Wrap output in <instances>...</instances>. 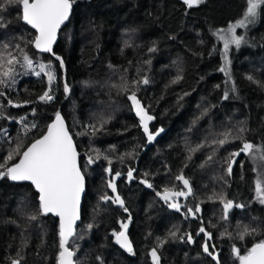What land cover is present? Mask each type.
I'll return each mask as SVG.
<instances>
[{"label": "trees", "instance_id": "1", "mask_svg": "<svg viewBox=\"0 0 264 264\" xmlns=\"http://www.w3.org/2000/svg\"><path fill=\"white\" fill-rule=\"evenodd\" d=\"M246 7V0H203L193 7L184 0H74L70 21L45 53L34 48L35 33L15 6L0 12V55L17 61L5 64L9 77H0L7 84L0 86V164H15L17 145L22 154L57 112L62 115L86 180L81 223L69 242L77 264H153V250L159 264H239L233 246L245 254L264 240V206L255 194L264 162L232 156L244 141L264 146V9L227 62L218 37ZM40 64L51 66V84L44 73L36 75ZM45 92L54 98L42 101ZM132 92L153 116L155 138L147 150L148 135L127 98ZM225 133L228 142L220 145ZM117 172L122 177L113 195L107 182ZM178 176L189 181L192 194L165 202L157 193L188 192ZM117 195L123 207L113 202ZM221 197L234 205L227 219ZM173 202L180 211L169 206ZM122 224L131 253L114 244ZM201 227L211 239L192 245L187 233ZM245 228L255 231L240 239ZM58 252V221L40 214L34 189L0 177V264H57Z\"/></svg>", "mask_w": 264, "mask_h": 264}, {"label": "snow or ice", "instance_id": "2", "mask_svg": "<svg viewBox=\"0 0 264 264\" xmlns=\"http://www.w3.org/2000/svg\"><path fill=\"white\" fill-rule=\"evenodd\" d=\"M201 2L202 0H184V3L188 7L196 6ZM73 3L74 0H3V3H0V12L7 11L10 6H15L22 20L31 26L32 29H35L37 33L34 41H32L34 47L40 52H52V46L57 39V32L61 25L68 20ZM246 5L243 19L229 29L230 33H234L235 28L245 27L248 23L254 22V18L258 15V10L264 9V0H246ZM242 39V37H237L233 34L231 42L239 47ZM227 47L228 44L226 43L225 55L227 53ZM56 59L60 60V67L63 68V60L58 56ZM23 61L29 69L32 68L33 61L27 55H24ZM16 62V59L11 57L10 54L9 57L0 55V77H9L12 69L10 67L6 68L5 64L11 66ZM39 68L40 71L36 75L44 73L48 77L49 84L56 79L50 65L40 64ZM221 71H224V69H221ZM249 79L252 78L249 77ZM143 83L147 84L148 80L144 79ZM0 86L7 87L3 78H0ZM64 90L65 92L69 91L67 84H65ZM124 90L128 91L127 87ZM2 95L3 93L0 92V96ZM53 98L48 92H45L40 97L45 102L51 101ZM127 98L131 101V106L135 110L136 116L139 117L144 132L148 134V140L152 141L155 136L149 132L148 122L153 120V116L142 106L135 92H132ZM224 98H228L227 94H225ZM13 106L18 107L19 105ZM93 131H95V128H93ZM158 134L157 132L156 135ZM229 135L225 133V138L218 141V143L220 145L227 143ZM14 151L20 155L19 161L7 167L4 164H0V168L5 169L4 171H0V177L6 175L12 181L31 182L38 193L40 214L48 215L51 213L59 218V252L57 255V264H77L76 260H74L76 251L70 249L69 241L75 235L76 221L80 218L79 208L81 193L84 191L85 177L78 162L76 146L59 112L56 113L55 121L48 125L47 132L32 142L22 154L20 153L19 145H17ZM240 152L250 156L253 160L264 162V146L256 147L252 143L244 141L243 147L238 152H233L232 156H238ZM6 159L7 161H11L13 155L10 153ZM209 159H211V156ZM87 162L91 164L94 161L92 157H89ZM109 164H111V161H109ZM231 170L230 164L228 168L229 173H231ZM108 171L111 175L112 170L109 168ZM115 175L118 177L120 173L117 172ZM128 178H132L131 170L128 172ZM177 179L182 180L188 192L165 189L163 194L157 193L165 202H168L173 197L192 194L189 181L183 176H178ZM141 183L147 182L141 181ZM108 186L113 192L116 191L114 182H110ZM148 187H152V185L148 184ZM255 191L259 202L264 204V180L257 179ZM102 199L107 202L110 197L104 196ZM113 202L119 203L123 207L124 202L120 199L119 195L115 197ZM221 202L223 203L224 218L227 219L229 210L234 206L233 202L231 200L226 201L223 197H221ZM169 206L180 211L181 206L178 203L173 202ZM235 207H243V205L236 204ZM188 211L192 212L193 210L188 209ZM199 211L200 208L197 207L195 212ZM30 218L33 220L36 219L35 216ZM121 228L125 231L119 233L114 232L113 236H115L116 243L120 247L131 253L132 245L126 235L127 224H122ZM254 231V229L249 230L245 228L239 234V238L244 239L245 236L251 235ZM199 232L204 233L211 239V234L206 232L203 227L199 229ZM188 239L191 242V236ZM203 247L206 253L213 255L209 252L207 243ZM232 251L238 259L239 264H264V240L255 243L245 254H241V250L236 246H233ZM151 256L153 264H159V257L155 250L152 251ZM213 259H216L215 255H213ZM12 264H20V261L14 260ZM217 264H219L218 261Z\"/></svg>", "mask_w": 264, "mask_h": 264}, {"label": "water", "instance_id": "3", "mask_svg": "<svg viewBox=\"0 0 264 264\" xmlns=\"http://www.w3.org/2000/svg\"><path fill=\"white\" fill-rule=\"evenodd\" d=\"M71 16H72V11H71V13H70V15H69L68 20H66V21L64 22V24L61 25L59 31L57 32V39H56V42L53 44L52 47H54V46L57 44V41H58V34H59V32H60V31H61V30H62V29L68 24V22H69L70 19H71ZM22 22H23L27 27H29V28L35 33V36L37 35L35 29H32L31 26L27 25L23 20H22ZM34 48H35V47H34ZM35 49H36V48H35ZM36 51L40 52V51L37 50V49H36ZM40 53H45V52H40ZM59 114H60V113H59ZM60 115H61V114H60ZM55 117H56V116H55ZM55 117L53 118V120H52L49 124H51L52 122L55 121ZM61 117H62V115H61ZM62 118H63V117H62ZM137 118H138V120H139V117H138V116H137ZM63 120H64V118H63ZM139 122H140V120H139ZM64 123H65V126L67 127L65 120H64ZM150 123H151V121L148 122V127L150 126ZM49 124H48V125H49ZM140 125H141V124H140ZM47 127H48V126H47ZM141 127H142V126H141ZM142 129H143V127H142ZM143 131H144V130H143ZM46 132H47V128H46V131L44 132V134H45ZM144 133H145V132H144ZM69 134H70V133H69ZM145 134H146V133H145ZM146 135H148V134H146ZM38 139H39V138H38ZM72 139H73V138H72ZM73 143H74V141H73ZM150 144H151V142H150L149 140H147V145H146V147H145L144 150H147L148 147L150 146ZM30 145H31V144H30ZM30 145H29V146H30ZM74 145H75V143H74ZM25 150H26V149H25ZM76 151H77V149H76ZM77 153H78V152H77ZM19 159H20V158H19ZM19 159H18V161H19ZM18 161H17V162H18ZM17 162H16V163H17ZM78 162H79V158H78ZM79 164H80V163H79ZM107 174L109 175V171H107ZM121 177H122V175H119V176L117 177L115 174H113V175L111 176V179L108 180L107 184H109L110 182H114L115 185H116L117 182L120 180ZM8 180H9V182L12 183V184H28V185H30V186L34 189V191L36 192L34 186H33V185L31 184V182H29V181H12V180L9 179V178H8ZM108 189H109L110 193H112V194H115V193H116V191L113 192L112 189H111L109 186H108ZM36 194L38 195L37 192H36ZM85 194H86V180H85V182H84V191L81 193L80 208H79V215H80V218L76 221V225H75V235H76L77 228H78V226H79L80 223H81L82 204H83V200H84ZM43 216H44V217H48V216L53 217L54 219H56V220L58 221V226H59V218L56 217L55 215L49 213L48 215H43ZM189 217H190V218L192 217V218L194 219V214H193L192 212H190V213H189ZM122 231H125V230L123 229ZM75 235H74V236H75ZM126 235H127V237H128V240L130 241L129 236H128V228H127V230H126ZM74 236H73V237H74ZM73 237H71L70 240H71ZM69 242H70V241H69ZM130 243H131V242H130ZM114 244H115L118 248H120V249L124 250L125 252L129 253L126 249L120 247V245L116 243V238H114ZM131 245H132V244H131Z\"/></svg>", "mask_w": 264, "mask_h": 264}, {"label": "rangeland", "instance_id": "4", "mask_svg": "<svg viewBox=\"0 0 264 264\" xmlns=\"http://www.w3.org/2000/svg\"><path fill=\"white\" fill-rule=\"evenodd\" d=\"M203 1V0H202ZM244 17V16H243ZM243 17L241 19H243ZM240 19V20H241ZM256 19H257V16L254 18V22H251V23H248L245 27H239V28H235V32L234 33H230L229 32V29L235 25L238 21H236L235 23H232L231 25H229L227 28L225 29H222L219 31V40L222 42V45H223V56H224V61L227 62L229 61V58H230V53L231 51L234 49V50H238L240 49V47L244 44L245 42V36H246V33H247V30L250 26L254 25L256 23ZM235 35L237 37H242L243 39L241 40V43L239 45V47H237L234 43L231 42V39H232V35ZM228 44V47H227V53L225 55V44ZM240 153H243V152H240ZM248 156V155H247ZM251 160L253 161V159L251 158ZM256 161V160H254ZM256 163V162H255ZM256 186V184H255ZM255 194H256V191H255ZM256 199H257V196H256ZM257 202L261 205L264 206V204L260 203L259 200L257 199ZM232 209V208H231ZM230 209V210H231ZM229 210V212H230ZM200 212V211H199ZM198 212V213H199ZM205 235V234H204ZM206 236V235H205ZM208 237V236H206Z\"/></svg>", "mask_w": 264, "mask_h": 264}, {"label": "flooded vegetation", "instance_id": "5", "mask_svg": "<svg viewBox=\"0 0 264 264\" xmlns=\"http://www.w3.org/2000/svg\"><path fill=\"white\" fill-rule=\"evenodd\" d=\"M113 195H116V194H113ZM189 213L190 212H188V218L190 219V220H193V221H196L197 220V218H196V216L194 215V219L191 217H189ZM193 213V212H192ZM184 215V214H183ZM196 234H194V235H191V233H187L188 235V238H189V236H191V242H192V245L195 243V242H197V241H202V240H205L207 237L203 234V233H201V232H199V230L198 231H196L195 232ZM189 240V239H188Z\"/></svg>", "mask_w": 264, "mask_h": 264}]
</instances>
